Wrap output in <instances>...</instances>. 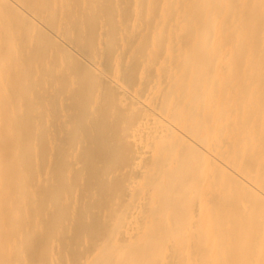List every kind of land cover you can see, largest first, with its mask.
Wrapping results in <instances>:
<instances>
[{
  "label": "bare ground",
  "instance_id": "obj_1",
  "mask_svg": "<svg viewBox=\"0 0 264 264\" xmlns=\"http://www.w3.org/2000/svg\"><path fill=\"white\" fill-rule=\"evenodd\" d=\"M0 264H264V0H0Z\"/></svg>",
  "mask_w": 264,
  "mask_h": 264
}]
</instances>
